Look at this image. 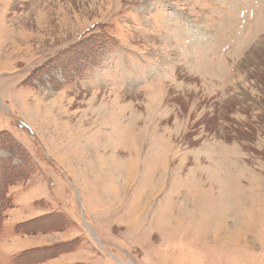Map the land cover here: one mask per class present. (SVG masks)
I'll list each match as a JSON object with an SVG mask.
<instances>
[{"label": "rangeland", "instance_id": "obj_1", "mask_svg": "<svg viewBox=\"0 0 264 264\" xmlns=\"http://www.w3.org/2000/svg\"><path fill=\"white\" fill-rule=\"evenodd\" d=\"M0 264H264V0H0Z\"/></svg>", "mask_w": 264, "mask_h": 264}, {"label": "bare ground", "instance_id": "obj_2", "mask_svg": "<svg viewBox=\"0 0 264 264\" xmlns=\"http://www.w3.org/2000/svg\"><path fill=\"white\" fill-rule=\"evenodd\" d=\"M253 57H258V52L256 53H251L250 55H249V58L248 59H246V61H245V64H248L249 62H250V60H251V58H253ZM254 60V59H253ZM244 64V65H245ZM238 74V73H237ZM48 122H50V119L48 120ZM53 122V121H52ZM131 166V165H130ZM129 166V168L128 169H130V171H128V172H131L132 170H133V166H131L130 167ZM235 198V197H234ZM238 200V199H237ZM239 201V200H238ZM218 209V208H217ZM210 218H213V220H214V223L216 224L217 222H218V219H219V217H218V214H217V216L215 215V216H209ZM220 225V224H219ZM219 229L218 230H220V231H218V232H221L222 233V231H223V227H221V226H219L218 227ZM232 234H230V236H229V238L232 240V241H237L238 242V238H239V236H240V234L242 233V230H241V228L240 227H237L236 229H234V231L233 232H231ZM238 236V237H237ZM240 241V240H239ZM239 243V242H238Z\"/></svg>", "mask_w": 264, "mask_h": 264}]
</instances>
